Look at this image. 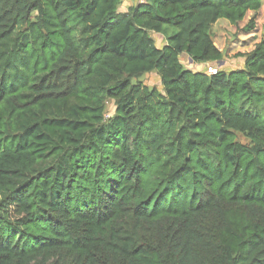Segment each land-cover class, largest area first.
<instances>
[{"label":"trees","instance_id":"1","mask_svg":"<svg viewBox=\"0 0 264 264\" xmlns=\"http://www.w3.org/2000/svg\"><path fill=\"white\" fill-rule=\"evenodd\" d=\"M123 2L0 0V264H264V0Z\"/></svg>","mask_w":264,"mask_h":264},{"label":"rangeland","instance_id":"2","mask_svg":"<svg viewBox=\"0 0 264 264\" xmlns=\"http://www.w3.org/2000/svg\"><path fill=\"white\" fill-rule=\"evenodd\" d=\"M145 0H142L140 3H143ZM136 1H132L135 4ZM136 5V4H135ZM248 22V18L240 24V28L234 27L227 20L222 19L213 27L214 38L216 45L227 54L226 64L228 67L227 70H237L240 69L243 65V59L240 57L241 53L247 52L251 50L254 44L257 42L259 36V31L264 29V12L262 11L261 17L258 20V27L256 31L252 34H246L241 28L246 27ZM155 42L160 44L159 36L153 35ZM163 43H165L163 41ZM184 63L187 69L192 70H206L202 65H194L191 62L189 63L186 58L184 59ZM144 83L150 87H156L158 89L161 88L160 79L157 75L152 74L143 79ZM110 114L113 112L114 106L113 104L109 105Z\"/></svg>","mask_w":264,"mask_h":264},{"label":"crops","instance_id":"3","mask_svg":"<svg viewBox=\"0 0 264 264\" xmlns=\"http://www.w3.org/2000/svg\"><path fill=\"white\" fill-rule=\"evenodd\" d=\"M132 1H136L135 4L140 3L142 0H124L123 9H127L129 6H133L135 4L132 3Z\"/></svg>","mask_w":264,"mask_h":264},{"label":"built area","instance_id":"4","mask_svg":"<svg viewBox=\"0 0 264 264\" xmlns=\"http://www.w3.org/2000/svg\"><path fill=\"white\" fill-rule=\"evenodd\" d=\"M209 72L212 73V74H214V73H216V70H214L212 68H209Z\"/></svg>","mask_w":264,"mask_h":264}]
</instances>
